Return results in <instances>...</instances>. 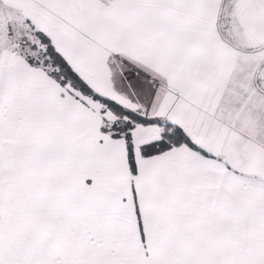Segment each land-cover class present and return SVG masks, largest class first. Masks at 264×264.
<instances>
[{"label":"snow or ice","instance_id":"obj_1","mask_svg":"<svg viewBox=\"0 0 264 264\" xmlns=\"http://www.w3.org/2000/svg\"><path fill=\"white\" fill-rule=\"evenodd\" d=\"M0 264H264V0H0Z\"/></svg>","mask_w":264,"mask_h":264}]
</instances>
